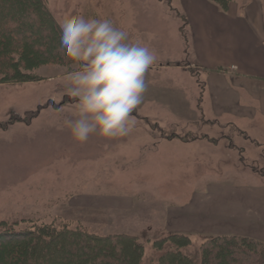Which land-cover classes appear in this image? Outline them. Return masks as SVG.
<instances>
[{"label":"rangeland","instance_id":"rangeland-1","mask_svg":"<svg viewBox=\"0 0 264 264\" xmlns=\"http://www.w3.org/2000/svg\"><path fill=\"white\" fill-rule=\"evenodd\" d=\"M43 3L58 26L69 14L111 20L129 34L131 42L148 46L156 61L146 73L148 87L143 100L132 113V131L116 138L93 134L87 142L80 143L64 125L76 102L65 93V76L76 70V62L49 60L61 52L45 43H41L44 55H38L34 46L18 42L1 49L0 57L15 60L19 72L14 77L0 73V233L52 226L53 233L38 231L44 232L46 238L38 247L40 264L103 263L97 250L103 245L80 254V246L71 235H62L66 227L99 236H136L144 247L143 264H153L160 257L154 248L157 240L184 234L179 232L184 227L182 210L193 220L191 214L210 205L211 197L205 200L207 204L195 207L196 196L210 194V188H220L214 183L223 186L237 181L256 186L259 182L246 177L252 168L264 175V146L255 144L231 119L202 120L207 71L188 67L187 74L178 67L193 64L198 52L189 21H196L194 14L201 12L199 7L192 10L194 6L210 5L202 12V21H232L226 17L241 14L258 3L260 21H264V0H236L228 12L211 0ZM186 7L192 10L191 18ZM212 9L222 16L214 15ZM27 21L19 25L28 28ZM31 22L39 30L50 32L47 19L39 26L38 19ZM226 28L215 33L223 46L229 43ZM223 55L239 61L230 52ZM242 96L245 100L246 95ZM250 123L244 130L258 138L254 127L260 129L261 122ZM227 148L237 151L238 160L232 159L236 153ZM241 149L249 150L248 156ZM229 221H217L221 226L211 224L200 234L188 233L192 246L184 252L193 256L215 236H234L235 230L227 225ZM241 224L247 227L241 229L252 228L255 236L264 239V224L250 220ZM31 244L33 239L19 246V262L32 258L28 248ZM67 245L72 246L71 251L66 250ZM4 250L1 243L0 264L6 259ZM238 256L260 264L254 256Z\"/></svg>","mask_w":264,"mask_h":264},{"label":"crops","instance_id":"crops-1","mask_svg":"<svg viewBox=\"0 0 264 264\" xmlns=\"http://www.w3.org/2000/svg\"><path fill=\"white\" fill-rule=\"evenodd\" d=\"M198 7L201 14H194L196 21H189L193 28L194 46L198 52L192 61L193 64L187 67L178 65V67H181L180 70L183 72H186L188 67L194 68L195 65L210 70L204 75L206 91L202 98L205 104L200 110L204 118L202 120L231 119L237 123L236 126L240 130L243 129L254 140L255 144L264 146V21H260L261 7L258 3H254L241 14L236 12L234 16L226 17L232 21H202V12H206L211 7L204 3L201 6H194L192 10H198ZM192 10L187 8L190 18ZM212 12L217 17L222 16L213 9ZM224 26L227 27L229 43L223 46L215 37V33L221 32ZM229 52L237 56L239 61L233 62L232 56L223 55ZM242 93L246 95L245 100ZM250 121L261 122L260 129L254 127L258 138L245 131L247 130L245 124ZM228 151L236 153L232 159L238 160L236 150L228 149ZM239 151H246V155L250 152L247 149ZM250 172V175H246L247 179L259 182L258 185L248 187L237 181L228 182L223 186L214 183L215 187L220 188H210V194L196 196L193 200L195 207L207 204L205 200L210 197L211 203L202 211L196 210L191 214L193 220H189L188 213L183 209L181 217L182 221L184 220V227L179 229V232L187 235L200 234L205 232V227L220 224L217 221L230 220L227 225L232 226L235 235H244L263 242L264 239L255 236L257 233L252 228L241 229L247 228L243 227L242 221L250 220L260 225L264 224V175Z\"/></svg>","mask_w":264,"mask_h":264},{"label":"clouds","instance_id":"clouds-1","mask_svg":"<svg viewBox=\"0 0 264 264\" xmlns=\"http://www.w3.org/2000/svg\"><path fill=\"white\" fill-rule=\"evenodd\" d=\"M61 51L78 67L66 73L65 93L75 98L64 119L80 143L93 134L104 138L128 135L135 124L133 111L148 84L146 73L155 53L106 18L65 16L59 25Z\"/></svg>","mask_w":264,"mask_h":264},{"label":"trees","instance_id":"trees-1","mask_svg":"<svg viewBox=\"0 0 264 264\" xmlns=\"http://www.w3.org/2000/svg\"><path fill=\"white\" fill-rule=\"evenodd\" d=\"M235 1L211 0L223 12H228ZM27 19L31 21L38 19L37 26L43 25L45 19H47L50 24V32L42 28L39 30ZM22 21H27L25 23L28 24V28L19 25ZM16 42L21 45L34 46L38 55L45 54L41 43L51 45L55 51L60 48V27L55 23L43 0H0V54L5 45ZM54 59L61 63L72 61L62 52L49 60L55 61ZM14 61L11 58L1 56L0 73L8 74L11 77L16 76L19 71L16 70ZM23 65H26L25 61H23ZM187 66L189 64L185 67ZM197 67L200 66H194V68ZM203 70L210 71L205 68ZM252 171L256 172L254 168H252ZM66 228L67 230H64L62 235L67 233L71 235L72 239L80 246V249L77 250L80 254L84 250L91 253L94 247L103 245L97 248L104 260L102 264H143L144 247L136 236L124 234L99 236L81 229L73 231L69 230V227ZM53 230L52 226H44L36 230L18 232L11 229L10 231L6 230L3 234L0 233V244H4L5 250L3 252L6 256L2 264H40L42 255H38V247L41 242L46 241L44 232L45 234H47L46 232L53 233ZM38 231L44 232L38 233ZM30 239H33L34 242L28 247L32 258L19 262L18 248ZM13 243L16 244L13 246ZM191 246L192 239L190 235L186 234H172L157 240L154 248L160 252V257L153 264H252L239 258L240 253L247 257L254 256L258 261L257 263L264 264V242L245 236H215L205 241L193 256L184 252L185 249ZM12 248L14 249L12 250ZM71 248L70 245L66 246L67 251H71ZM86 264L98 263L88 261Z\"/></svg>","mask_w":264,"mask_h":264}]
</instances>
